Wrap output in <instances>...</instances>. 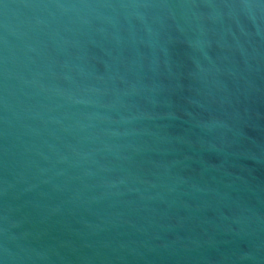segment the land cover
Listing matches in <instances>:
<instances>
[{"label": "water", "instance_id": "95a60500", "mask_svg": "<svg viewBox=\"0 0 264 264\" xmlns=\"http://www.w3.org/2000/svg\"><path fill=\"white\" fill-rule=\"evenodd\" d=\"M0 264H264V0H0Z\"/></svg>", "mask_w": 264, "mask_h": 264}]
</instances>
